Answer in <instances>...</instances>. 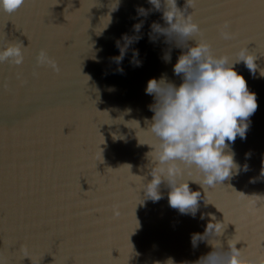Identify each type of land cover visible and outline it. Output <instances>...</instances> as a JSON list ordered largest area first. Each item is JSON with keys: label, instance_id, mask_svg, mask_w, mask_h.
<instances>
[{"label": "water", "instance_id": "95a60500", "mask_svg": "<svg viewBox=\"0 0 264 264\" xmlns=\"http://www.w3.org/2000/svg\"><path fill=\"white\" fill-rule=\"evenodd\" d=\"M115 3L25 0L14 13L0 9V49L24 47L21 65L0 64V264H193L217 250L210 241L227 250L231 239L248 261L264 264V0H196L188 9L214 54L231 62L247 48L257 66L252 73L233 63L258 105L246 138L226 149L238 174L205 191L189 181L201 193L194 216L169 205L166 182L156 202L141 188L152 179L149 145L158 143L146 131L154 103L147 82L166 76L179 86L173 65L182 49L151 32L153 22L166 27L162 11L138 16L152 8L147 0H118L111 11ZM141 20V39L118 65L116 42ZM225 21L233 40L219 34ZM41 49L59 73L36 65ZM133 49L140 66L131 63ZM209 222L224 223L223 235L193 247L192 235Z\"/></svg>", "mask_w": 264, "mask_h": 264}, {"label": "clouds", "instance_id": "9594fccd", "mask_svg": "<svg viewBox=\"0 0 264 264\" xmlns=\"http://www.w3.org/2000/svg\"><path fill=\"white\" fill-rule=\"evenodd\" d=\"M147 2L152 8H138L137 14L146 18L152 11H162L166 27L153 22L150 25L151 32L164 36L165 43L174 40L175 46L182 49L173 65V72L182 77V83L176 86L168 81L166 76L147 82L145 92L153 97L154 103L149 106L153 116L146 131L150 132L158 143L146 144L153 149L150 152L152 179L143 183L141 188L145 198L156 202L162 198L158 188L162 182H166L170 188L169 205L181 214L194 216L198 210L201 193L191 191L189 181L199 184L205 191L206 186L214 188L230 179L234 170L238 174L240 166L234 161V153L226 149L238 136L241 139L246 138L249 117L255 113L258 105L256 95L248 90L244 77L234 70L233 63L242 61L250 72L255 73L256 57L249 53L247 48L240 49L236 53L237 59L231 62L227 55L214 54L211 44L204 39L203 30L193 21V16L188 11L195 8L196 0H185L183 8L178 7L177 0ZM117 3L111 11L116 10ZM24 4L25 0H0V9L11 14ZM142 26L141 20L133 25V35L123 34L116 42L120 54L113 58L115 63L119 65L129 46L141 39L137 33ZM229 28L228 21L220 26L219 34L222 39L236 38V33ZM150 39H154L151 34ZM190 40L195 41L194 45H188ZM23 48L20 43H8L0 49V64L7 62L21 65L24 61ZM185 48L187 51H183ZM132 56L131 63L140 66L138 51L133 49ZM163 59L170 62V51L165 52ZM36 65L49 66L57 73L60 71L55 60L45 49L39 51ZM117 71L122 73L123 69L118 68ZM243 169L248 171V166L244 165ZM193 172L198 174V180L183 179L185 175L190 177ZM261 175H264V169ZM211 220H215V217L211 216ZM224 229V223L209 222L203 234L192 235L193 247L209 234L223 235ZM210 243L217 250L193 264H252L244 257L242 251L237 249L238 241L229 240L227 250H221L222 245L218 241L215 244L211 241ZM166 264H174V261L169 258Z\"/></svg>", "mask_w": 264, "mask_h": 264}]
</instances>
